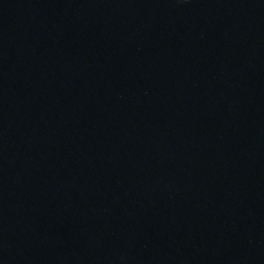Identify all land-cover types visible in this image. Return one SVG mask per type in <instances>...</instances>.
Returning <instances> with one entry per match:
<instances>
[{
    "label": "water",
    "instance_id": "1",
    "mask_svg": "<svg viewBox=\"0 0 264 264\" xmlns=\"http://www.w3.org/2000/svg\"><path fill=\"white\" fill-rule=\"evenodd\" d=\"M0 264H264V0L0 32Z\"/></svg>",
    "mask_w": 264,
    "mask_h": 264
}]
</instances>
